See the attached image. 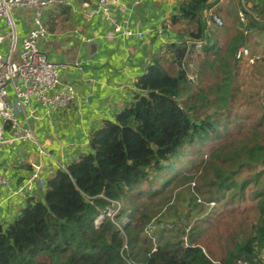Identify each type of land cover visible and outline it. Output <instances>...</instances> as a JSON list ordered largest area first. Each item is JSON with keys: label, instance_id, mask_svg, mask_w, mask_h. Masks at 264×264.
<instances>
[{"label": "trees", "instance_id": "obj_1", "mask_svg": "<svg viewBox=\"0 0 264 264\" xmlns=\"http://www.w3.org/2000/svg\"><path fill=\"white\" fill-rule=\"evenodd\" d=\"M208 7V0L180 1L170 23L184 29L166 47L170 58L153 60L136 81L134 100L92 132L90 152L58 168L45 180L42 198H29L0 230V264H130L132 255L126 253L135 247L147 258L134 264H234L238 259L264 264V187L255 186L246 216L235 211L249 183L257 184L264 174V104L249 116L233 110L240 92L235 54L247 36L243 28L230 32L226 25L207 35L203 11ZM252 9L255 16L248 15L247 30L264 25V0ZM187 39L203 40L197 49L192 44L195 54ZM195 56L199 60L190 80L185 59ZM258 89L248 98L264 101V79ZM233 130L238 136L228 137ZM213 140L227 141L208 148ZM204 149L208 159L201 176L207 179V201L228 209L216 212L211 207L202 219V209L194 215V210L165 212L157 218L147 213L146 202L139 198L165 191L181 172L177 163L187 152L199 156ZM245 171L253 176L246 177ZM157 180L162 185L152 191ZM109 200L118 201L120 210L96 225ZM223 211L238 213L223 217L231 218L226 230L215 225ZM124 218L129 222L122 224ZM154 218L152 243L144 229ZM205 231L217 253L198 242Z\"/></svg>", "mask_w": 264, "mask_h": 264}, {"label": "crops", "instance_id": "obj_2", "mask_svg": "<svg viewBox=\"0 0 264 264\" xmlns=\"http://www.w3.org/2000/svg\"><path fill=\"white\" fill-rule=\"evenodd\" d=\"M180 1L142 0L136 10L129 8L125 12H117V21L127 19L133 29L144 30L142 39L107 38L105 34L110 25L98 14L89 18L86 14L89 9L77 2L44 13L47 37L40 41V49L50 60L64 65L59 67L60 80L73 85L77 94L68 106L54 111H46L37 102H31L33 111L27 122L36 138L44 144L46 155L39 154L31 142L20 141L8 142L0 151V169L8 180L0 188L2 229L18 216L29 198H42L45 192V187L40 186L36 178L31 179L32 163L42 166L40 175L46 180L58 168L90 152L92 132L104 120H113L125 105L134 100L138 77L155 58H170L166 47L177 42L181 25L171 24L170 18L177 13ZM208 2V8L226 22L230 32L236 27L241 29V20L237 19L239 12L244 13L245 23H248V15L242 7L249 15L255 16L252 7L257 0ZM207 10L203 11L204 15ZM14 13L21 37L30 25L29 12L15 10ZM167 23L171 25L160 31ZM214 28L216 26L212 30ZM245 35L244 45L252 54L262 56L256 64L264 58V52L253 47L252 41L255 43L264 39V25L248 28ZM21 121L25 123L22 118ZM26 183L30 184V188L26 187Z\"/></svg>", "mask_w": 264, "mask_h": 264}, {"label": "built area", "instance_id": "obj_3", "mask_svg": "<svg viewBox=\"0 0 264 264\" xmlns=\"http://www.w3.org/2000/svg\"><path fill=\"white\" fill-rule=\"evenodd\" d=\"M74 2L89 9L86 13L89 18L98 14L110 25L105 34L107 38L142 39L144 36V30L137 27L133 29L127 19L120 21L115 19L117 12L122 13L129 8L136 10L142 0H0V151L6 143L20 141L31 142L39 154L46 155L44 144L36 138L27 122L33 111L31 102H37L46 111H54L65 108L76 97L74 86L60 80L59 67L64 65L50 60L39 45L40 41L47 37L44 13L61 6H72ZM92 4L93 8H91ZM207 9L204 22L208 35L212 27L222 26L223 21L216 12ZM15 10L29 12L30 25L26 34L21 37L18 33ZM239 19L241 28L246 34L248 30L243 12H239ZM169 26L170 23L164 24L160 31L163 27ZM186 43L187 46L194 44L198 48L203 40L187 39ZM235 57L239 61L254 64L262 56L252 54L248 46L242 45L237 49ZM21 118L25 123H22ZM41 167L40 164L32 163L31 179L36 178L39 185L44 186L45 179L40 175ZM7 182L4 172L0 169V188ZM25 185L30 188L29 183ZM198 202L201 201L198 199ZM202 203L214 204L213 201ZM119 210L120 203L109 200V205L100 211L94 223L97 225L105 216L113 219ZM127 222H129L128 218H124L122 224ZM117 226L122 232L121 227ZM183 239L186 241L187 236H183ZM234 264H248V262L238 259Z\"/></svg>", "mask_w": 264, "mask_h": 264}, {"label": "rangeland", "instance_id": "obj_4", "mask_svg": "<svg viewBox=\"0 0 264 264\" xmlns=\"http://www.w3.org/2000/svg\"><path fill=\"white\" fill-rule=\"evenodd\" d=\"M55 8V7H54ZM251 8V7H250ZM249 8V9H250ZM52 9V8H51ZM247 15L248 12L245 10L244 7L241 8ZM239 17L237 16V19ZM223 21V20H222ZM177 26L180 25V23L176 24ZM226 25V22L223 21V26ZM182 24L178 28V30H183L184 27H182ZM221 27V26H220ZM256 43V44H255ZM252 41L253 47L259 49L260 51L264 52V39L260 42ZM194 47L192 44H190L191 52L195 54L196 52L192 48ZM197 49V47H195ZM185 65H187V77L190 80L195 79L194 77V71L196 69V64L199 60L198 57H194L193 61L191 59H185ZM236 78L235 81L237 85H239L240 92L235 97L234 100V111H237V113L245 114V116H249V114H252L256 111V109H259L261 104H264L263 99L258 96L254 98H248L247 94H252L253 96L256 95V91L259 88L261 82L264 79V58L257 62L254 65L247 66L243 62H240V68L239 71L236 72ZM259 90V89H258ZM243 93V94H242ZM254 100L253 103L251 100ZM211 109L209 112H212ZM237 131L233 130V132L228 137H237L236 135ZM236 133V134H235ZM226 139V138H225ZM227 140H213L209 141L208 148L211 146V148L217 146L220 143H224ZM206 149L202 150V152L199 154V156L194 155V150H190L187 152V155L184 160L178 162V166L180 167L181 172H178L172 181V183L166 187V190L155 194L152 198L147 197L148 193H145L142 195V197L139 198L141 201L146 202V206L144 207V210L149 213L150 215H154L155 218L159 217L160 214H163L165 212H171V215H180V213L183 215L187 212V214L192 212V215L196 214L197 210L202 209L201 212V219L206 217L208 213L211 212V209L216 207V212L228 208H224V206H220L219 204L216 205H206V203L202 202H209L208 197L209 194L206 193L208 190V184L207 179L204 176H201L202 174V165L204 162L207 161L208 156L206 157ZM207 155V154H206ZM246 177H251V172L245 171L243 173ZM182 176H188L185 180L182 181H176L177 178H180ZM163 181L157 180L155 186L153 187L152 191H155L156 189H159L162 185ZM255 186H263L264 187V174H262L259 179L258 183L256 184L253 180L249 183V185L246 187L245 195L242 196L240 205L238 207H235V211L238 213H241L243 216H246L247 213L251 211V208L253 207V201L251 199V195L253 194V190ZM142 189L146 191V185H142ZM198 199L201 202H198ZM246 199V200H245ZM244 204V205H243ZM212 207V208H211ZM211 208V209H210ZM238 213H228V212H221L218 215V220L215 221V225L220 228L221 230H226L229 225L231 224V218L225 219L224 216H228L230 214L237 215ZM155 218L146 225L144 231L147 238L154 243V237H153V231L155 230L154 227V220ZM227 220V221H226ZM189 225L186 226V232L189 230ZM186 236V235H184ZM198 242L206 249L210 248L211 250H214V252L217 253V245L212 240V236H208V232H203V234L200 236ZM139 250V248L135 247L134 249L131 248L130 252H127L126 255H132V257H129L130 264H134V262H142L146 260L147 254L142 252L140 254L136 253V251ZM130 255V256H131Z\"/></svg>", "mask_w": 264, "mask_h": 264}, {"label": "water", "instance_id": "obj_5", "mask_svg": "<svg viewBox=\"0 0 264 264\" xmlns=\"http://www.w3.org/2000/svg\"><path fill=\"white\" fill-rule=\"evenodd\" d=\"M2 229V226H0V230ZM186 245L187 246H190L191 245V241H190V239L189 238H187V240H186Z\"/></svg>", "mask_w": 264, "mask_h": 264}]
</instances>
